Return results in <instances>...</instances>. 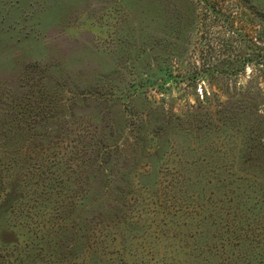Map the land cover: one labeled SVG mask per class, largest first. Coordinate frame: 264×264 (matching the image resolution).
Wrapping results in <instances>:
<instances>
[{
  "label": "rangeland",
  "instance_id": "1",
  "mask_svg": "<svg viewBox=\"0 0 264 264\" xmlns=\"http://www.w3.org/2000/svg\"><path fill=\"white\" fill-rule=\"evenodd\" d=\"M198 4L0 0V264H264V66L208 112Z\"/></svg>",
  "mask_w": 264,
  "mask_h": 264
},
{
  "label": "trees",
  "instance_id": "2",
  "mask_svg": "<svg viewBox=\"0 0 264 264\" xmlns=\"http://www.w3.org/2000/svg\"><path fill=\"white\" fill-rule=\"evenodd\" d=\"M242 1L245 2V0H199L197 10L203 28L202 35L205 36L206 34H211V29H213L215 40L218 41L216 46L214 48L212 47V50H214L213 52L216 55L214 57H216L215 61H217V64H213L210 60L209 64H204L202 68L194 72L192 76H188L187 81L190 83L192 82L194 85H198L201 82L203 83L202 100L199 102L203 105L207 104V111L210 113H212L214 109L212 100L215 101L212 99V96L218 94L215 93L214 90L217 88L219 91H222V80L217 78L215 74L228 75L230 78H240L241 73L246 71L245 68L247 65L255 64L264 66V55L261 54V52L264 51V48L263 50L261 49L258 55H256L257 53L255 52L259 45H264V29L259 32L255 27H250L249 24L246 23L245 17H250L253 20L252 16H254L255 12L252 8L255 10V7L249 4L244 5L241 3ZM262 20L264 21V19ZM224 28H227V33L232 35L233 39L225 40L221 38V34H223L222 30ZM235 41L244 42L245 45H241L240 48L246 47L243 51L248 52L241 53L235 65H231L230 62H227L224 59H222L224 60V63H220L221 60H219L218 57L221 55V48L228 47ZM226 63H228L227 67L224 66ZM159 70L163 72L167 79L172 76V73L170 72L163 71V69ZM210 73L212 74L210 75ZM237 82L238 81L235 80V84L231 87V90L234 91L231 99L236 101L240 106L239 103H241L245 97V88L238 87ZM259 85L260 84L257 86ZM257 90H259V88ZM192 109L193 114L205 113L203 111L205 108L202 107H192ZM161 147L163 148L162 144H160L156 151L161 150Z\"/></svg>",
  "mask_w": 264,
  "mask_h": 264
}]
</instances>
